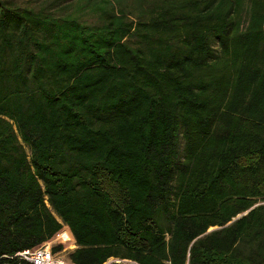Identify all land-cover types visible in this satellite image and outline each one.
Wrapping results in <instances>:
<instances>
[{
    "label": "trees",
    "instance_id": "obj_1",
    "mask_svg": "<svg viewBox=\"0 0 264 264\" xmlns=\"http://www.w3.org/2000/svg\"><path fill=\"white\" fill-rule=\"evenodd\" d=\"M64 228L73 264H264V0H0V264Z\"/></svg>",
    "mask_w": 264,
    "mask_h": 264
},
{
    "label": "rangeland",
    "instance_id": "obj_2",
    "mask_svg": "<svg viewBox=\"0 0 264 264\" xmlns=\"http://www.w3.org/2000/svg\"><path fill=\"white\" fill-rule=\"evenodd\" d=\"M17 6L20 7H37L39 5H49L51 6V8H55V10H57L58 6L62 5V3L66 4L67 2L71 1V0H12ZM53 6V7H52ZM82 19L88 23H93L96 21V17L93 14H85L84 16H82ZM26 152L29 154V151L27 148H25ZM70 235V234H69ZM71 237V236H70ZM69 242V246L66 247L64 250H62L61 252H58L57 254L62 257L65 260H68V254L73 251L76 246L73 243V240L71 238V240H68ZM61 242L60 238L57 237L55 238L53 244H50V247L53 248L56 245H59ZM108 262H115V263H123L126 264L128 263L125 260H120V259H110Z\"/></svg>",
    "mask_w": 264,
    "mask_h": 264
},
{
    "label": "built area",
    "instance_id": "obj_3",
    "mask_svg": "<svg viewBox=\"0 0 264 264\" xmlns=\"http://www.w3.org/2000/svg\"><path fill=\"white\" fill-rule=\"evenodd\" d=\"M60 240L62 243L69 242V241H64L62 238H60ZM53 242L54 240L52 242L44 244L43 246L33 251L23 250V251L17 252L13 258H16L20 261L27 262L29 264H73L69 260H65L62 257H60L57 253L52 252L53 248L50 247V244H53Z\"/></svg>",
    "mask_w": 264,
    "mask_h": 264
},
{
    "label": "bare ground",
    "instance_id": "obj_4",
    "mask_svg": "<svg viewBox=\"0 0 264 264\" xmlns=\"http://www.w3.org/2000/svg\"><path fill=\"white\" fill-rule=\"evenodd\" d=\"M58 236H59V238H62L64 241L71 240V237H70L68 231H66V230L61 232Z\"/></svg>",
    "mask_w": 264,
    "mask_h": 264
},
{
    "label": "water",
    "instance_id": "obj_5",
    "mask_svg": "<svg viewBox=\"0 0 264 264\" xmlns=\"http://www.w3.org/2000/svg\"><path fill=\"white\" fill-rule=\"evenodd\" d=\"M238 218V217H237ZM230 223H228L227 225H229ZM226 225V226H227ZM212 230H214V228H212V229H209L207 232H210V231H212Z\"/></svg>",
    "mask_w": 264,
    "mask_h": 264
},
{
    "label": "crops",
    "instance_id": "obj_6",
    "mask_svg": "<svg viewBox=\"0 0 264 264\" xmlns=\"http://www.w3.org/2000/svg\"><path fill=\"white\" fill-rule=\"evenodd\" d=\"M64 230L68 231L67 228H64ZM57 246V245H56Z\"/></svg>",
    "mask_w": 264,
    "mask_h": 264
}]
</instances>
